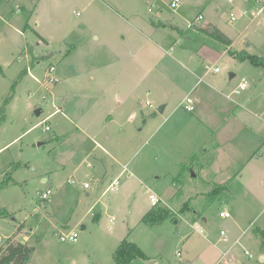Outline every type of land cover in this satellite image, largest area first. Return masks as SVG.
I'll list each match as a JSON object with an SVG mask.
<instances>
[{"label":"rangeland","instance_id":"rangeland-1","mask_svg":"<svg viewBox=\"0 0 264 264\" xmlns=\"http://www.w3.org/2000/svg\"><path fill=\"white\" fill-rule=\"evenodd\" d=\"M171 2L0 0V247L35 246L25 264H118L125 239L143 253L127 264H260L264 0ZM185 65L206 73L196 90Z\"/></svg>","mask_w":264,"mask_h":264},{"label":"trees","instance_id":"trees-1","mask_svg":"<svg viewBox=\"0 0 264 264\" xmlns=\"http://www.w3.org/2000/svg\"><path fill=\"white\" fill-rule=\"evenodd\" d=\"M199 30L202 33L213 37L214 39L225 45H230L233 42L232 39H230L224 32H222V30H220L217 26L213 24H209L204 27H199ZM232 54L236 55L239 59L242 60L247 58L252 59V57L246 52H233ZM253 60L255 62L257 61L256 58ZM3 115L4 113L2 114V116ZM1 187L2 185H0V188ZM224 188H228L227 183L221 189ZM221 189H216L213 193H216ZM151 218V212H147L143 217V221H149ZM261 236L262 249L264 251V230L261 231ZM34 251L35 246L20 241L14 242L11 238H9L7 242L0 247V264H25V262L30 259ZM137 254L142 255L143 253L135 243L125 239L120 244V247L117 250L115 257L117 259L118 264H127V261L130 260L132 257L136 256Z\"/></svg>","mask_w":264,"mask_h":264},{"label":"crops","instance_id":"crops-1","mask_svg":"<svg viewBox=\"0 0 264 264\" xmlns=\"http://www.w3.org/2000/svg\"><path fill=\"white\" fill-rule=\"evenodd\" d=\"M201 16V15H200ZM199 16V18H202V17H200ZM158 22H155V21H153L152 20V26H150V28L148 29V31H144V30H139L140 32H141V34H142V36H144L145 38H144V40L143 41H149V42H151V43H153L154 45H156L157 47H161L162 48V46L159 44V43H157L156 41H154V39H153V35H161L160 34V30H161V28H160V26L162 25V24H157ZM212 24V23H211ZM191 25H193V23L191 24ZM209 25V24H208ZM213 25H215V24H213ZM207 26V25H206ZM215 26H217V25H215ZM199 27H204V26H200L199 24H198V29H199ZM218 27V26H217ZM219 28V27H218ZM179 29V28H178ZM220 29V28H219ZM180 30V29H179ZM221 30V29H220ZM223 32V31H222ZM225 33V32H224ZM226 34V33H225ZM227 35V34H226ZM228 36V35H227ZM229 37V36H228ZM230 38V37H229ZM147 39V40H146ZM231 39V38H230ZM141 41V40H140ZM233 41V40H232ZM232 44H233V42L230 44V45H227L228 47H230V46H232ZM227 47V48H228ZM174 46L171 48L172 49V51L174 50ZM232 53H233V51H231ZM173 60L175 61V62H177V63H179L180 65H184L186 62L185 61H183L182 59H181V57L180 56H178V57H173ZM203 60H204V58H203ZM191 63V62H190ZM216 68V67H215ZM185 70H187L188 72H189V79L190 80H192V82L190 83H188V84H185V85H187L186 86V90H196L197 88H198V85L201 83V81H203L204 80V78L206 77L205 75H206V73H203V74H201L200 73V71H198V68L197 67H194L193 69H189L186 65H185ZM235 76H236V73H235ZM234 76V77H235ZM172 84V86L174 87V85H175V83H171ZM239 84V83H238ZM238 86V85H237ZM187 97H190V96H187ZM186 97V98H187ZM184 98H183V100H182V102H181V104L184 102ZM194 100V99H193ZM168 104V103H167ZM165 105V109H164V111L166 110V108L168 107V105ZM180 104V105H181ZM196 104V101L194 100V105ZM163 111V112H164ZM195 111V109L193 110V111H190V113H193ZM189 112V111H188ZM252 112V111H251ZM253 113V115H255V116H257L258 114H256V113H254V112H252ZM199 119H201V121L206 125V122L204 121V119H202V117L200 118L199 117ZM206 143V142H205ZM205 145V144H204ZM47 182H48V179H47ZM50 188V187H49ZM206 218V217H205ZM207 220V219H206ZM205 220V221H206ZM193 226H194V228H195V230L197 231V232H199L200 234H203L204 233V230H203V228L198 224V223H195V224H193ZM202 231V232H201ZM222 231H224V230H222ZM222 231H221V235L223 236L222 237V239L224 240V241H227L228 240V237H227V235H226V233L225 234H223L222 233ZM225 232V231H224ZM225 237H227V240H225L224 238ZM262 253H264V251H260V254H262ZM260 256V255H259ZM259 263L260 264H262L260 261H259ZM214 264H232L231 262H230V260H227L224 256H221V257H219V258H217L216 260H215V263ZM264 264V263H263Z\"/></svg>","mask_w":264,"mask_h":264},{"label":"built area","instance_id":"built-area-1","mask_svg":"<svg viewBox=\"0 0 264 264\" xmlns=\"http://www.w3.org/2000/svg\"><path fill=\"white\" fill-rule=\"evenodd\" d=\"M233 0H229V2H232ZM181 0H172V2L170 3V6L172 8H176L179 4H180ZM77 14H79V12H77ZM252 15L256 16V13H252ZM202 17V16H200ZM235 16L231 13V18L230 21H234L235 20ZM55 70L54 66H51L50 71L53 72ZM215 71H219V67L215 68ZM51 80H53L52 78H50ZM55 80V79H54ZM248 87V80L245 77H242L237 88H236V92L239 93L243 90H246ZM148 104H151V102L148 100L147 101ZM181 106L186 110V111H193L195 109V105H194V100L191 97H187L184 102L181 104ZM50 126H47L46 129H49ZM74 181V179L72 180ZM118 185V179H115L112 184H111V188L116 189ZM89 184L85 183V187H88ZM53 194V190L52 188H47L45 191H43V193L41 194V199L43 200H48L50 198V196ZM151 202L152 204H157L158 202H160V198L159 196H157L156 194L152 193L150 196ZM220 216L221 217H225L228 218L231 216L230 212L225 209L222 210L220 212ZM202 232V231H201ZM223 234H225L224 231H222ZM78 231L77 230H71L68 233H62L60 234V239L62 241H70V242H75L78 239ZM225 240H227V237L224 238ZM3 240V236L0 233V241Z\"/></svg>","mask_w":264,"mask_h":264},{"label":"water","instance_id":"water-1","mask_svg":"<svg viewBox=\"0 0 264 264\" xmlns=\"http://www.w3.org/2000/svg\"><path fill=\"white\" fill-rule=\"evenodd\" d=\"M234 76H235V73H232V72H231V73H230V78H233ZM164 109H165V104H161V105H159V106L157 107V110H158L159 112H163ZM35 113H36L37 115H40V114H41V109L38 108V109L35 111ZM45 181L47 182V179H45ZM203 220H206V218L204 217ZM81 228H82V229H85L86 226H85V225H81ZM259 261H260L261 263H264V253L260 254V256H259Z\"/></svg>","mask_w":264,"mask_h":264}]
</instances>
